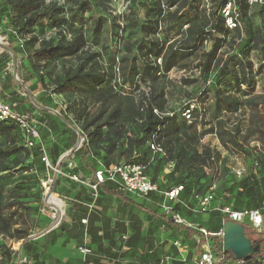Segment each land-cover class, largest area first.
<instances>
[{
    "label": "rangeland",
    "instance_id": "1",
    "mask_svg": "<svg viewBox=\"0 0 264 264\" xmlns=\"http://www.w3.org/2000/svg\"><path fill=\"white\" fill-rule=\"evenodd\" d=\"M85 1L90 6V10L80 14L76 25L84 27L89 46L103 57L102 64L106 68L119 67V77L112 79L110 85L119 84L116 89L121 95L132 93L138 99L141 96L140 92H133L132 89V82L139 79L134 75L133 66L136 63L140 65L144 62L145 58L142 56L146 53L144 47H148L153 38L146 33L147 30L143 29V25L149 27L151 24H155V20H158L160 28L156 38L172 43L175 40L184 39L188 27L192 24H195V30L202 32L206 22L204 21L205 12L214 13L217 7L216 3L220 0H189L188 9L181 10L176 14L174 13L177 8L167 9L166 0H162L166 7L163 12H159L158 0ZM60 2L69 6L67 0H60ZM44 25L45 36L52 37V28L47 24ZM40 30L41 28L37 31L39 36L41 35ZM210 32L209 26L205 33ZM202 37L205 38L204 35ZM216 37L225 41L221 60H229L227 65L229 71L226 76L223 79H218L216 68L206 78L201 75L198 66L202 61L203 47H205V51L211 47V41H205L204 46L194 52L189 60L174 68L166 77L160 76L157 80L156 86L166 90L165 98L169 104L166 114L177 113L181 132L193 136L194 139L191 143L199 150L208 146L214 149L215 147L219 148L220 160L223 165L249 163L258 157L259 153L264 159V4L250 6L245 21L240 20L237 28H228L227 34H216ZM14 43L20 51L17 65L22 62L28 63L27 57L29 54H33V49L31 47L23 48L20 41ZM0 44L9 46L8 36L1 28ZM149 59L154 60L153 57ZM70 64L72 63H67V65ZM241 64L247 69L249 85L243 84V80H241L244 75L243 70L239 68ZM63 66V61L42 66L40 77L43 76L44 82L41 83L36 79L27 88L38 98L47 95L43 102L57 111L63 109L62 113L65 119L81 132V126L84 123L79 120V114L82 113L92 120L98 114L99 106L91 102H83L82 96L79 94L56 95L54 93L55 81L64 76ZM13 67V60L8 59L5 62L0 60V74L6 78V82L14 76ZM146 83L140 82L141 91L145 93L149 92L148 85H150L151 79L147 78ZM17 86L15 92L20 93L18 94L19 98L22 97V94L29 95L18 83ZM3 88L5 89V87ZM218 92L235 96L241 102L239 112H230L225 109V106L220 109V105L215 99V94ZM48 96H52V98L49 99ZM53 100L57 105L52 103ZM185 108H190L193 118L199 120L196 125L181 117V110ZM201 115L203 117L199 119ZM102 120L104 118L100 121ZM55 124L58 129L61 127L57 121ZM129 130L131 136L137 132L135 126H131ZM105 133H108L107 129H105ZM196 136L198 139H195ZM18 149L19 152L16 155L2 159V164L12 168V172L6 171V173L0 174V264L7 262L3 253L5 248L11 252L15 244L30 238L35 233L39 234L45 231L50 226L48 222L42 223L44 218V214L41 212L42 206L40 202L33 199H38L42 193L39 182L24 180L28 179V176L21 174L26 169L21 166L28 157L24 150ZM0 151H5V145L2 142H0ZM114 153L117 154V151L115 150ZM172 165L170 163V166ZM166 166V161L159 160V166L155 172L157 177L161 175V169ZM168 170L172 172L164 175V178L174 181L176 173L172 169ZM2 187H9L12 192H6ZM211 218V222L206 227L216 231L219 224L218 218L216 215H212ZM143 220L144 230L138 235L139 239L132 240V249L126 256V260H130V264L139 263V258L145 260L143 254L146 255L147 250L150 251L154 248L156 249L154 258L165 254L166 257L171 258L172 264H193L190 262V257H182L179 250L175 248L174 243L178 239L174 240L168 230L152 229L150 224L148 225L146 214L143 216ZM15 229L22 232L19 234L15 232ZM260 236L261 234L258 235V238ZM97 245L98 250L104 249ZM150 264L159 263L152 262Z\"/></svg>",
    "mask_w": 264,
    "mask_h": 264
},
{
    "label": "trees",
    "instance_id": "2",
    "mask_svg": "<svg viewBox=\"0 0 264 264\" xmlns=\"http://www.w3.org/2000/svg\"><path fill=\"white\" fill-rule=\"evenodd\" d=\"M67 2L69 6L63 5L60 0H0V28L8 36L9 48L15 54L16 59L19 57L20 51L15 47V41H20L23 44V48L31 47L33 49V54H29L27 57L29 59L28 63L22 62L18 65L19 79L24 88H27L36 79L40 80L41 83L44 82L43 76L40 77L42 66L45 67L58 61H63L64 76L55 81L54 93L56 95L79 94L82 96L83 102H91L99 106V112L92 120H89L82 113L79 114V120L84 123L81 126V132L85 136L86 141L78 150V154L87 157L94 156L103 163L104 167H110L112 164L127 163L144 166L147 175L156 185L158 177L155 172L159 166V160L166 161L167 166L172 163L175 166V173H178V177H182L183 180L176 182L174 187L169 190L177 188L178 185L186 186V190L180 196V199L183 201L186 196L191 197L193 203L190 206L192 209L196 205L193 198L194 194L205 195L212 187L214 177L208 173V170H219L222 176L217 198L223 202V205L232 204L237 210L258 208L259 206L252 207L251 205L239 206L241 203L239 200L241 195L237 191L239 184H236L235 180L231 187L227 188V185L223 184V182H230L234 178H232L229 168L219 165L220 153L213 150L210 146L199 150L191 143L194 137L189 136L186 132H181L177 113L166 114L168 113L169 104L165 98V88L156 86L160 76L166 77L174 68L189 60L194 55L193 53L199 50L201 46H204L203 43L208 40L211 41V47L206 51L205 47H203L202 61L198 68L204 78L208 77L216 68L218 70L217 78L223 79L227 71H229L227 67L229 60H221V52L225 41L216 37V34L228 33L223 10L229 2H232L235 4L239 20L245 21L250 9L249 3L246 0L217 1L214 13L205 12L204 21L206 22L202 32L195 30L196 26L192 24L188 27L184 39L175 40L172 43L163 42L156 38L160 28L158 20H155V24H151L149 27L143 25V29L147 30L146 33L153 38L151 44L148 47H144L146 50V53L142 55L145 58L144 62L140 65L136 63L133 66L135 77L137 79L139 77L138 80L132 82L133 92H140L141 95L137 99L132 93L121 95L116 89L119 84L110 85L112 79L119 77V67L110 66L106 68L102 64L103 57L89 46L84 27L76 25L80 14L89 12L90 6L87 5L85 0H67ZM157 5L159 6V12H163L165 6L162 0H158ZM165 5L168 10L177 8L174 13L176 14L181 10L186 11L188 9L189 0H166ZM177 19L179 18L177 17ZM44 24L52 28V37L47 38L45 36L43 32ZM209 26L211 32L205 33L206 28ZM39 28H41L40 36L37 33ZM202 35L207 39L203 38ZM150 57H153L154 60L149 59ZM8 59L13 60L10 53L0 50L1 62H5ZM67 63L72 64L67 65ZM239 68L244 72L241 78L243 84L249 85L247 69L244 68L243 64L239 65ZM147 78L151 79V83L148 85L150 88L149 92L145 93L141 91L140 82L147 84ZM11 82L14 85L17 84L14 76L8 86L5 81L3 87L9 90ZM3 87L2 89L5 91ZM27 89L30 92L29 88ZM9 94L6 95L4 92V99L8 102H17L21 111L32 112L34 110V105L30 99L34 98L36 100V98L32 92L29 94L30 99L28 96L19 98V96H9ZM46 96L43 97L46 98ZM215 99L220 105V109L225 106L226 110L234 113H238L240 110L241 102L231 94L218 92L215 94ZM27 101L29 103L28 106L25 105ZM42 106L49 107L47 104ZM186 110H190V108L182 109L181 117H183V113ZM155 111H159L160 114L157 115ZM44 114L47 117L53 116L48 112ZM201 117L203 115L199 119H202ZM102 118L104 120L100 121ZM183 120H185L184 117ZM198 121L194 117L191 123L196 125ZM41 122L47 123L43 117ZM59 123L67 126L62 121ZM131 126H135L137 130L133 136L129 135ZM45 127L41 130V133L45 130ZM16 128L19 127L12 123L8 124L0 121V135L3 133L6 137H10L14 135L12 132ZM105 129L108 130V133H105ZM69 131L72 132L70 129ZM21 139L22 141L24 140L23 137ZM195 139H198V136ZM153 141L161 145L163 153L154 154L152 152L151 144ZM5 142H2L5 145V151H0V173L12 172V168L3 166L2 159L16 155L19 152L18 148L24 150L28 158L31 155L37 158L42 154V150L37 148V145L33 148V152L26 148L24 141L23 146H21L22 144L19 146L17 141H15V137L11 141L6 138ZM76 144L77 137L74 138V146ZM187 149L189 150L187 151ZM115 150L117 154L114 153ZM255 163H257L259 168L257 160L254 162V168ZM258 168L256 169L258 170ZM243 184L245 186L248 185L245 181ZM256 186L258 187V185ZM249 191L254 193L251 188H249ZM226 192L233 195L235 200L232 201L230 198H226ZM111 199L112 196L108 198L109 201ZM176 212H178L177 209ZM211 215H216L218 218V231L201 227L209 233H217L223 228L225 219L218 213H211ZM92 229V226H90L91 233ZM15 232L20 234L22 231L15 229ZM246 234L256 245H261L264 242V238L262 236L258 238V234L249 227H246ZM20 239H23V237H20ZM213 241H215L216 251L222 253V240L213 236ZM113 245L115 247V243ZM5 249L3 250L4 256L11 258V252ZM227 256L228 258L236 259L231 252H228ZM263 261L264 252L261 251V253L252 256L247 264H263Z\"/></svg>",
    "mask_w": 264,
    "mask_h": 264
},
{
    "label": "crops",
    "instance_id": "3",
    "mask_svg": "<svg viewBox=\"0 0 264 264\" xmlns=\"http://www.w3.org/2000/svg\"><path fill=\"white\" fill-rule=\"evenodd\" d=\"M5 81L6 78L4 79L3 85ZM10 81L11 78L5 84L8 86ZM17 87V84L14 85L11 82L10 91L8 92V90L5 89L3 92H5L6 95L10 93L9 96L18 97L20 93L15 92L17 91L15 88ZM33 95L39 105L42 106L46 104L43 100H45L47 96L46 98L43 96L38 98L34 93ZM23 96H27V94H22L21 98H23ZM28 98L30 99L29 95ZM48 98L50 99L52 96H48ZM52 103L57 105L54 100ZM25 105H29L28 101ZM46 108L53 109L51 107ZM53 110L57 111L56 109ZM62 110L63 109L57 112L64 115ZM32 112L43 117L44 121L47 122L45 123L47 124L45 130L41 133L40 139L37 140V148L45 151L50 158L52 167L58 169L63 155L77 146V144L74 146V138H78V134L68 125L63 126L60 124L59 122L61 120L48 111H42L34 105V110ZM47 112L53 116L47 117V115L44 114ZM56 121L59 127L61 126L59 129L55 124ZM69 129L72 130V132L69 131ZM12 134L14 135L6 137L5 134L2 133L1 142L6 143V138L8 141H11L13 137H15V141H17L19 146L21 144V146H23V141L26 144L24 133H22L19 128H16ZM21 137H23V141ZM28 149L33 152V148ZM212 149L216 150V152L220 150L217 147ZM78 150L61 163L59 169L63 170L66 174L79 175L84 183L73 182L65 175L58 176L53 168L48 167L45 162H43V154L37 158L31 155L30 158L22 164L21 167L26 169L23 170L21 174H23V176H28V179L24 180H37L39 182L42 193L39 195L38 199H33H35L36 202H40L42 206L41 212L44 214L42 223L45 224V222H48L50 226L45 231L39 234L35 233L31 235L30 238L24 239L19 244H15L17 246L14 245V247H12L11 258L4 256L6 257V264H15L14 262L18 259L19 255L28 258L29 263L27 264H130V260L127 261L126 256L132 249V240L135 238L139 239L138 235L144 230L142 224H144L143 216H145V214L148 219V225L150 224L152 229L159 231L168 230L169 235L172 236L174 240L178 239V241L174 243V246L179 250L181 256L186 258L190 257V262L197 264L198 259L203 253L202 244H204L206 240L205 236L201 234L200 228H209L206 226L211 222L212 215L207 217L196 213L193 214L190 206L193 201L192 198L188 196L183 200L184 202L180 199V203L174 204V206L184 219L195 224L197 227L190 228L185 225H177L162 211L161 205L164 201L163 193L174 187L176 182L183 180L182 177H178V173H176L174 181L164 178V175L172 172L168 169H172L173 172L176 171L174 165H168L164 169H161V175L157 178V185L161 190L159 193L151 194L144 199H136L128 193L126 194L121 191L115 184L106 183L101 185L100 199L93 205L89 184L96 180L95 170L103 166V163L94 156H80ZM219 153L221 154V152ZM257 156L258 157H255L253 161L251 160L249 163L243 162L242 164L223 165V162L219 160V165L227 169H230V167L246 168V173L242 179H236V177L232 175V178H234L233 180L230 182H223L224 185H227V188L232 186L234 180L236 184H239L237 191L241 195L239 199L241 201L240 207L250 205L252 207H257L264 201V159L261 153ZM256 160L259 163L258 170L253 166ZM47 179L53 181L50 185V190L53 193L52 195H49V192L47 193L46 190L42 188V182ZM244 181L248 184L247 186L243 184ZM256 185H258V187ZM249 188H251L254 193L249 191ZM2 189L6 192L11 191L9 187H2ZM110 196H112L111 201L108 200ZM225 197L230 198L232 201L235 200L233 195L229 192L225 193ZM54 203L62 207V209H60L62 223L60 227L56 229L52 228L54 225V213H57L53 206ZM83 219H87L88 223L83 224L81 222ZM90 226L93 228L92 233L90 232ZM85 234H87L88 238V247L91 249V255L88 257L79 254L78 251V248L85 242ZM210 241H213V236L210 238ZM113 243H115V247H113ZM96 244L102 248L104 247V249L98 250ZM155 250V248L150 251L147 250L146 255L143 254L145 260L139 258L140 262L136 264H150L152 262L172 264L171 258L166 257L165 254L154 258V254H156ZM113 256L117 258L112 259L111 257ZM151 259L154 260L152 261Z\"/></svg>",
    "mask_w": 264,
    "mask_h": 264
},
{
    "label": "built area",
    "instance_id": "4",
    "mask_svg": "<svg viewBox=\"0 0 264 264\" xmlns=\"http://www.w3.org/2000/svg\"><path fill=\"white\" fill-rule=\"evenodd\" d=\"M247 3L252 7L254 5L264 4V0H246ZM223 14L227 22L229 29H235L239 24V15L236 11L235 4L229 2L224 8ZM5 77L0 74V121L5 123H12L19 127V129L24 133L26 148L36 147L38 141L41 137V130L46 126V124L41 122L42 117L33 112H23L18 108V103L15 101H6L3 97V82ZM158 115L159 111H155ZM183 117L188 122L193 121L192 110H186L183 113ZM82 133V132H81ZM83 135V133H82ZM84 143L86 141L83 135ZM151 150L154 154L163 153V149L160 144L153 141L151 144ZM43 162L48 167H52L50 158L47 156L45 151H42ZM255 168L257 163H255ZM54 172L59 176L65 175L70 178L73 182L84 183L81 177L78 175H70L63 172V170L53 168ZM208 173L214 177L212 182V187L209 192L205 195L194 194L193 198L196 202L194 209H192L193 214H200L202 216H210L211 213H218L224 219V225L227 221H233L242 226L249 227L251 230L255 231L258 235L261 234L264 238V202H262L256 209L243 208V210H237L234 205L226 204L223 205L221 201L217 198V192L219 191L220 181L222 173L217 170H208ZM230 173L236 177V179H242L246 173V168L230 167ZM95 181L89 184V189H91V195L93 198V205L100 199L101 196V185L106 183L115 184L121 191L128 193L136 199H144L145 197L159 193L160 188L151 181L150 177L147 175L144 166L135 164H112L110 167L101 166L95 170ZM53 183L51 179H47L42 182V188L52 195L50 190V185ZM186 186L178 185L177 188L166 191L163 193L164 201L162 202V211L173 220L175 224L185 225L190 228L197 227L195 224L188 222L184 219L179 212H176L174 204L180 203V196L185 192ZM54 209L57 213H54V225L53 229L59 228L61 225L62 215L57 203L53 204ZM83 224H87V219L81 221ZM223 225V227H224ZM200 232L205 236L206 240L202 244V255L197 261V264H247L248 260H237L228 258L227 253L217 252L215 249V242L210 241L212 236L218 237L224 242L223 228L217 233L210 234L206 229L200 228ZM85 242L78 248L79 254L88 257L91 255V249L88 247V238L85 234ZM261 250L264 252V242L260 245ZM235 257V256H234ZM29 260L27 257L19 255L16 259L15 264H27ZM264 264V261H263Z\"/></svg>",
    "mask_w": 264,
    "mask_h": 264
},
{
    "label": "water",
    "instance_id": "5",
    "mask_svg": "<svg viewBox=\"0 0 264 264\" xmlns=\"http://www.w3.org/2000/svg\"><path fill=\"white\" fill-rule=\"evenodd\" d=\"M0 49L5 50L10 53L13 61H14V76L16 78V81L20 87L24 89V91H28L27 88H24L23 84L21 83L18 75V65H17V60L15 54L11 51V49L2 44H0ZM32 103L39 108L40 110H45L48 111L52 114H54L59 120H61L64 124L68 125L70 128H72L75 132L78 134V143L77 146L71 150L70 152L66 153L63 155V158L61 159L60 164L58 165V169L61 166V163H63L65 160H67L72 154H74L83 144H84V139L83 135L80 132V130L75 127L72 123H70L68 120L65 119V117L59 112L42 107L37 103V101L34 98H31ZM223 234H224V239H223V251L228 254V252H231L237 260H249L252 256L261 253V246L254 244L249 238L248 235L246 234V227L242 226L238 223H235L233 221H227L223 227Z\"/></svg>",
    "mask_w": 264,
    "mask_h": 264
}]
</instances>
